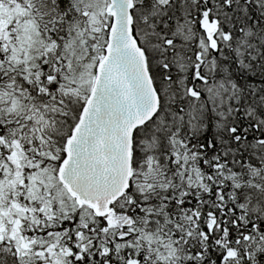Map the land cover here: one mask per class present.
Wrapping results in <instances>:
<instances>
[{"label": "snow or ice", "instance_id": "6c2138e0", "mask_svg": "<svg viewBox=\"0 0 264 264\" xmlns=\"http://www.w3.org/2000/svg\"><path fill=\"white\" fill-rule=\"evenodd\" d=\"M0 264H264V0H0Z\"/></svg>", "mask_w": 264, "mask_h": 264}]
</instances>
